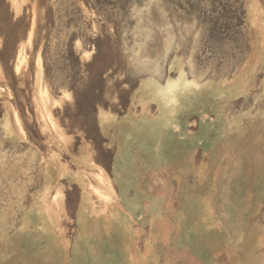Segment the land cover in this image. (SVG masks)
I'll return each mask as SVG.
<instances>
[{"label": "crops", "instance_id": "obj_1", "mask_svg": "<svg viewBox=\"0 0 264 264\" xmlns=\"http://www.w3.org/2000/svg\"><path fill=\"white\" fill-rule=\"evenodd\" d=\"M172 80L182 85L166 98L148 94ZM97 125L94 163L109 200L92 191L85 167L61 174L64 164L43 163L4 203L19 222L0 230V264H171L156 258V238L203 233L205 216L225 236L191 244L190 264H264V77H144Z\"/></svg>", "mask_w": 264, "mask_h": 264}, {"label": "rangeland", "instance_id": "obj_2", "mask_svg": "<svg viewBox=\"0 0 264 264\" xmlns=\"http://www.w3.org/2000/svg\"><path fill=\"white\" fill-rule=\"evenodd\" d=\"M180 75L260 81L264 0H0V230L19 222L3 214L14 187L41 177L45 162L64 164L61 174L85 167L92 191L108 201L94 163L99 112L122 110L141 78ZM181 85L147 92L166 98ZM213 225L205 216L203 233L156 238V258L190 264L191 244L225 236Z\"/></svg>", "mask_w": 264, "mask_h": 264}, {"label": "bare ground", "instance_id": "obj_3", "mask_svg": "<svg viewBox=\"0 0 264 264\" xmlns=\"http://www.w3.org/2000/svg\"><path fill=\"white\" fill-rule=\"evenodd\" d=\"M32 29H33V28H32ZM31 37H32V31H31L30 34H29L28 42L30 41ZM24 58H25V57H24L22 54H19V55H18V61H21V63L23 62Z\"/></svg>", "mask_w": 264, "mask_h": 264}]
</instances>
